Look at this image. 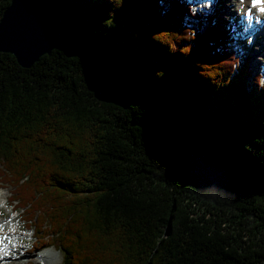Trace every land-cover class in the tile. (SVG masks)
I'll list each match as a JSON object with an SVG mask.
<instances>
[{"label": "trees", "instance_id": "1", "mask_svg": "<svg viewBox=\"0 0 264 264\" xmlns=\"http://www.w3.org/2000/svg\"><path fill=\"white\" fill-rule=\"evenodd\" d=\"M32 1L78 50L30 68L0 51V187L35 245L61 264H264V82L232 33L184 0ZM97 57L133 82L127 107L87 88Z\"/></svg>", "mask_w": 264, "mask_h": 264}, {"label": "water", "instance_id": "2", "mask_svg": "<svg viewBox=\"0 0 264 264\" xmlns=\"http://www.w3.org/2000/svg\"><path fill=\"white\" fill-rule=\"evenodd\" d=\"M63 20L56 11L32 0H11L0 20V51L13 54L25 68L57 48L66 56H75L78 50L63 35ZM82 70L87 88L97 100L125 108L133 99V82L107 58H87Z\"/></svg>", "mask_w": 264, "mask_h": 264}, {"label": "rangeland", "instance_id": "3", "mask_svg": "<svg viewBox=\"0 0 264 264\" xmlns=\"http://www.w3.org/2000/svg\"><path fill=\"white\" fill-rule=\"evenodd\" d=\"M169 0H166L168 2ZM251 3V0H220L219 4H216L212 7L206 8H195L191 7V17L189 19L194 23H197L198 19L202 18L205 19V23L202 26H208V17L211 14H216L215 23L219 27V29H225L228 33H236L239 30V25L241 20L244 19L246 8L249 7L248 4ZM235 7V11L231 12L230 7ZM201 19V20H202ZM194 29H197V25L192 26ZM259 32L264 33V26L261 27ZM232 37L233 34H232ZM234 42L230 45L235 52V56L238 58L239 63H242L243 66H246L250 75L248 77L247 83L251 82V78L256 76L258 73H262V81L264 80V37L261 41H252L251 38L247 41V43L242 44L241 40L244 39L243 37L239 38H232ZM252 51H255L254 54H251ZM10 196V188H0V218L9 217L12 218L15 215H21L22 211H11V206L13 204H6L7 200ZM2 211V212H1ZM23 218V217H22ZM20 221L22 219H19ZM18 221L17 224L19 226H23L25 224L24 219L20 222ZM15 225V224H14ZM17 226H13L12 229H15ZM10 229V230H12ZM24 235V236H23ZM23 236L25 240L24 243L21 244V248L17 251H9L10 257H8L5 262H12V264H42L40 263V258L36 257L37 254L41 253H53L54 258H51L49 264H61L62 263V255L59 251L55 250L54 248H46L39 251H24V249H29L32 245H34V237L33 232L31 230H26L25 232H20V237ZM28 237V238H27ZM13 246V245H12ZM26 257L30 258L31 260L26 259ZM4 262V263H5ZM46 262V261H45ZM60 262V263H59ZM3 261H0L2 264ZM48 264V263H47Z\"/></svg>", "mask_w": 264, "mask_h": 264}, {"label": "bare ground", "instance_id": "4", "mask_svg": "<svg viewBox=\"0 0 264 264\" xmlns=\"http://www.w3.org/2000/svg\"><path fill=\"white\" fill-rule=\"evenodd\" d=\"M248 6L249 7H247L246 8V10L248 11V10H255L256 12H257V10L258 9H256L253 5H252V3L250 4H248ZM230 11L231 12H233V11H235V7L232 5L231 7H230ZM215 15L216 14H211V15H209V19H212V17H215ZM202 19V18H201ZM216 19V18H215ZM261 19L262 20H264V15L263 16H261ZM202 20H204V19H202ZM247 23H249L250 22V20H248V21H246ZM255 31V30H254ZM254 37L256 38L255 40L256 41H261V40H263V37H264V33L262 32V35H260V36H258V34L257 33H255V35H254ZM232 42H234L233 40H232ZM255 53V51H252L251 52V54H254ZM263 61H264V58L262 59ZM9 203V199L7 200V202H6V204H8ZM2 212V211H1ZM19 219H22V216L21 215H16L15 217H13L12 219H11V221L9 220V222H7V226H5L2 230H0V234H6V233H9V236L8 237H11L12 239H11V241H9V240H5V247H7L8 246V248L10 249V250H17V249H19V248H21V244H23L24 242V239H21V237H20V233H19V231H18V229H20V228H22L23 226H19V224H17V222L18 221H20ZM22 221V220H21ZM20 221V222H21ZM17 226L15 229H12V227L13 226H15V225ZM10 229H12V230H10ZM24 236V235H23ZM28 238V237H27ZM14 245H16L15 247H13ZM47 250V249H46ZM11 255H10V252L9 251H4V252H2V253H0V261H3V263L2 264H12V262L10 261V262H5V260H7L8 259V257H10ZM39 256V258H40V260H45L46 261V263H48L49 264V262L51 261L50 259L51 258H54V255H53V253H41V254H39L38 255ZM5 262V263H4ZM60 263V262H59Z\"/></svg>", "mask_w": 264, "mask_h": 264}, {"label": "snow or ice", "instance_id": "5", "mask_svg": "<svg viewBox=\"0 0 264 264\" xmlns=\"http://www.w3.org/2000/svg\"><path fill=\"white\" fill-rule=\"evenodd\" d=\"M261 11H264V8H262Z\"/></svg>", "mask_w": 264, "mask_h": 264}]
</instances>
